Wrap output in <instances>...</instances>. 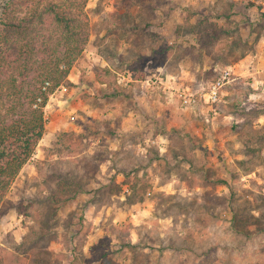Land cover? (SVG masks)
<instances>
[{
    "label": "rangeland",
    "instance_id": "1",
    "mask_svg": "<svg viewBox=\"0 0 264 264\" xmlns=\"http://www.w3.org/2000/svg\"><path fill=\"white\" fill-rule=\"evenodd\" d=\"M209 1H88L89 41L0 205V264H264V87L212 67L264 21L225 28ZM219 81L218 115L183 106Z\"/></svg>",
    "mask_w": 264,
    "mask_h": 264
},
{
    "label": "trees",
    "instance_id": "2",
    "mask_svg": "<svg viewBox=\"0 0 264 264\" xmlns=\"http://www.w3.org/2000/svg\"><path fill=\"white\" fill-rule=\"evenodd\" d=\"M88 1L9 0L4 7L0 21V205L44 136L49 96L67 82L89 41Z\"/></svg>",
    "mask_w": 264,
    "mask_h": 264
},
{
    "label": "crops",
    "instance_id": "3",
    "mask_svg": "<svg viewBox=\"0 0 264 264\" xmlns=\"http://www.w3.org/2000/svg\"><path fill=\"white\" fill-rule=\"evenodd\" d=\"M191 6L194 7V4H197L199 0H190ZM223 1V2H222ZM211 0L208 3V9H206V13L208 17H205L204 20H208L210 22L221 23L228 28L231 25V22L234 24H242L249 25L250 29L255 27L258 23L264 21V0ZM226 2V3H225ZM195 8V7H194ZM218 15V17H215ZM231 21V22H230ZM229 29V28H228ZM227 29V30H228ZM224 35L227 36L228 39H233L224 29ZM210 35H208L209 37ZM257 35L250 30L249 33H245L243 37H240L244 41L248 40L249 44H254V47L247 52L244 56L239 58L238 60L232 61L227 64H218L215 63L212 67L219 68L225 67V69L230 72H234L236 76L239 78H249L248 84L251 86V92L249 91V95L258 94L254 89H260V87H264V50L258 46L257 44H261L264 41V36L256 37ZM210 38H212L210 36ZM225 38V37H224ZM221 38V39H224ZM226 71V72H227ZM228 71V72H229ZM231 76L228 78V82L231 80ZM254 88V89H253ZM264 89V88H263ZM225 100L220 99L218 105L224 103ZM183 104V103H182ZM184 106V105H183ZM215 115H218L217 106L208 105ZM217 108V109H216ZM229 112V111H228ZM263 118V119H262ZM264 120V116L260 114L257 118V123L262 124ZM153 143L157 144L156 141ZM162 144V145H161ZM158 145L159 150L163 151L166 146L164 143Z\"/></svg>",
    "mask_w": 264,
    "mask_h": 264
},
{
    "label": "built area",
    "instance_id": "4",
    "mask_svg": "<svg viewBox=\"0 0 264 264\" xmlns=\"http://www.w3.org/2000/svg\"><path fill=\"white\" fill-rule=\"evenodd\" d=\"M230 76H231L230 72L228 71L225 72V74L222 77V81L226 82ZM222 86H223L222 83L219 81L217 83H213L209 91L207 93H203L201 96H197L196 94L193 93L186 94L182 99V103L184 106L188 107V106L197 105L203 99V102L205 104L210 106H215L220 102ZM59 89H61L63 92L67 91L66 86H61Z\"/></svg>",
    "mask_w": 264,
    "mask_h": 264
},
{
    "label": "water",
    "instance_id": "5",
    "mask_svg": "<svg viewBox=\"0 0 264 264\" xmlns=\"http://www.w3.org/2000/svg\"><path fill=\"white\" fill-rule=\"evenodd\" d=\"M2 12V11H1ZM1 14V13H0Z\"/></svg>",
    "mask_w": 264,
    "mask_h": 264
}]
</instances>
